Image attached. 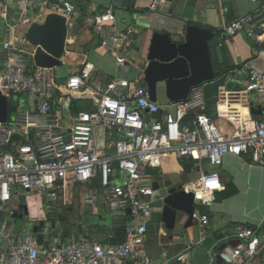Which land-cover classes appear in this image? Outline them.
<instances>
[{"label":"built area","instance_id":"2783aa9c","mask_svg":"<svg viewBox=\"0 0 264 264\" xmlns=\"http://www.w3.org/2000/svg\"><path fill=\"white\" fill-rule=\"evenodd\" d=\"M17 1L24 13L52 6L67 22L81 14L70 0ZM168 1L155 0L151 10ZM220 1L223 4L224 0ZM7 6L2 9L5 14ZM117 18L115 6H108L94 15V31L104 44L111 45L117 63L123 65L129 61V48L137 36L132 26L120 29ZM256 19L249 14L231 22L224 20L221 28L227 35L245 32L260 38ZM121 21L126 23L124 17ZM47 69L30 73L13 58L0 69V91L13 110L12 117L0 122V232L8 241L7 248L0 250V264H156L146 247L153 214L151 169L162 167L171 156L220 167L228 155L249 154L255 162L264 163V72L249 64L239 72L248 76L245 92L259 97L263 115L255 127L236 126L230 134L204 111L206 100L200 86L183 102L169 101L168 112L160 117L162 107L151 100L144 72L134 80L114 76L94 81L95 64L87 61L59 82ZM78 98L90 100L89 107L74 112ZM190 112L193 128L183 123ZM103 133L118 135L111 144L113 152L101 147ZM68 184L77 188L90 213H99L103 195L113 219L123 223L125 239L104 245L96 238L73 237L46 248L32 232L20 231L5 219L12 213L10 204L15 198L36 194L54 204ZM220 188V173L214 170L203 171L186 190L194 192L196 206H207L215 202ZM193 219L206 235L209 216L195 209ZM236 236L239 243H225L218 255L228 264H249L264 249V243L252 227L237 226Z\"/></svg>","mask_w":264,"mask_h":264},{"label":"crops","instance_id":"0c3cea01","mask_svg":"<svg viewBox=\"0 0 264 264\" xmlns=\"http://www.w3.org/2000/svg\"><path fill=\"white\" fill-rule=\"evenodd\" d=\"M70 1L81 14L68 22L69 33L61 65L47 69L57 81H65L87 61L95 64L94 81H107L114 76H131L130 72L121 73L120 65L110 49L111 45L104 44L103 38L94 31V15L114 5L118 17L117 26L120 29L132 26L136 31V41L129 48L127 57L129 61L139 66L147 63L145 57L154 31H178L183 39L188 24L214 30L217 33L216 44L226 45L228 64L225 61L221 63L214 54L215 65L219 71L217 78L200 85L206 100L204 111L216 121L225 134H230L236 126L253 128L261 120L263 112L260 99L253 92H245L249 78L239 71L244 64H249L250 67L264 72V0H224L223 4L220 0H186L178 10L173 6V2L168 1L155 11L151 10L155 0H133L126 4V0ZM4 4L8 5L6 14L2 12ZM94 6H97L96 10H93ZM50 12L56 10L49 5L24 13L17 0H4L0 4V15L5 18L10 29L8 48L4 47L3 52H0V69L10 58H13L15 63L25 66L30 73L43 68L31 64L29 57L14 52L13 49L33 52L35 48L29 46L26 33L31 23L43 22ZM249 14L257 18L254 25L255 30L261 33L260 38L249 36L245 32L235 35L224 34L221 28L224 20L231 22ZM122 17L126 23L121 21ZM107 27L110 30L111 26ZM110 33L116 34L115 31ZM169 101L171 100L167 98L165 90L161 89L157 101L162 107L160 117L168 112L166 104ZM89 102L88 99L78 98L74 100L72 110L76 112L88 108ZM12 115L13 110L10 106L9 117ZM183 123L193 128V113L185 115ZM117 139L116 133L112 135L103 133V149L113 152L111 144ZM188 164L192 167L191 171L186 168ZM214 170L220 173L221 179V188L217 190L215 202L207 206L195 205L198 212L207 214L210 218L206 235L202 234L200 225L199 235L195 231V226L186 228L182 223L177 224L175 229L167 228L158 207H153L146 247L156 264H214L222 245L239 243L236 236V227L239 225L257 230L264 243V203L260 200L264 196V163L255 162L249 154L228 155L220 167H213L205 161L201 163L193 160L179 161L171 156L165 159L162 167L150 170L151 185L155 182L163 186L183 184L184 188L189 190L196 184L203 171ZM79 196L77 188L68 184L60 199L54 204L45 196L36 194L15 198L10 204L12 213L5 215V219L9 223H14L12 220L14 217L26 219V226L22 231L32 232L46 248L56 242H67L73 237L96 238L104 245L125 239L123 223L120 222L123 226L120 236L117 222L109 214L103 195L98 214L90 213L86 207L88 212H85ZM43 201L47 207L45 211ZM22 203L29 206L28 216L15 215L16 211L21 212ZM33 208L36 211H33ZM42 219L47 220L45 228L40 227ZM53 220L57 223L55 230L52 228ZM196 224H199L197 220ZM35 226H38L37 230ZM7 246L8 241L0 232V250ZM181 256L183 259L179 260ZM249 264H264V249Z\"/></svg>","mask_w":264,"mask_h":264},{"label":"water","instance_id":"95a60500","mask_svg":"<svg viewBox=\"0 0 264 264\" xmlns=\"http://www.w3.org/2000/svg\"><path fill=\"white\" fill-rule=\"evenodd\" d=\"M131 1L133 0H126L125 4ZM185 1L169 0V2H173V6L177 10L184 5ZM1 3L2 0H0ZM68 33L67 18L60 13L50 12L43 22L34 21L31 23L26 33V40L29 46L35 48L34 51L31 53L17 49H13V51L29 57L39 67L59 66L65 52ZM9 36L10 29L5 18L0 15V48L5 47ZM216 36L217 33L214 30L196 24L186 26L183 39L178 31H154L149 51L145 57L147 63L139 66L131 61H126L119 66V70L121 73H132L130 76L132 80L137 74L144 72L153 102L158 101L161 89L165 90L167 98L171 101L177 103L185 101L194 87L217 78L219 71L215 65L214 54L217 55L221 63L225 61L228 64L226 45H217ZM9 112V100L0 91V122L8 120ZM152 187L154 190L152 206L158 207L166 227L175 229L179 223H182L186 228L195 226V231L199 235L200 226L199 224L195 225L193 219L196 209L194 192L187 191L183 184L163 186L159 182H155ZM20 211H16L15 215L28 216L30 214L28 204L22 203ZM46 223L47 220L42 219L40 227L45 228ZM56 227L57 223L53 220L52 228L55 230ZM37 229L38 226H35V230ZM214 264L228 263L224 262L217 254Z\"/></svg>","mask_w":264,"mask_h":264},{"label":"rangeland","instance_id":"374dc122","mask_svg":"<svg viewBox=\"0 0 264 264\" xmlns=\"http://www.w3.org/2000/svg\"><path fill=\"white\" fill-rule=\"evenodd\" d=\"M26 48H27V46H26ZM29 48V47H28ZM0 52H3V48H0ZM102 148H103V146H101ZM45 200V199H44ZM260 200L264 203V196H262L261 198H260ZM16 208H17V206H16ZM61 208V207H60ZM34 209V208H33ZM47 209V207H46V205H45V201H43V210L45 211ZM62 209V208H61ZM84 210H85V212L87 211V209L85 208V206H84ZM33 211H36V209H34ZM88 212V211H87ZM108 213V212H107ZM87 214H89V213H87ZM110 214V213H109ZM111 215V214H110ZM90 217H92V216H90ZM85 218V217H84ZM13 224L15 225V227L18 229V230H20V231H22V230H24V228H25V226H26V222H27V220L26 219H23V218H18V217H14L13 219Z\"/></svg>","mask_w":264,"mask_h":264},{"label":"trees","instance_id":"16d2710c","mask_svg":"<svg viewBox=\"0 0 264 264\" xmlns=\"http://www.w3.org/2000/svg\"><path fill=\"white\" fill-rule=\"evenodd\" d=\"M30 63L32 64L33 62H32V60H30ZM186 168H187V170H189V171H191L192 170V167H191V165H186ZM116 226H117V231L119 232V234H120V236L122 235V230H123V226H122V224L120 223V222H117L116 223Z\"/></svg>","mask_w":264,"mask_h":264}]
</instances>
